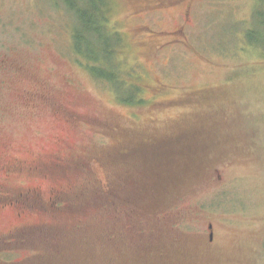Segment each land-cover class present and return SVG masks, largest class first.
I'll list each match as a JSON object with an SVG mask.
<instances>
[{
    "label": "rangeland",
    "instance_id": "1",
    "mask_svg": "<svg viewBox=\"0 0 264 264\" xmlns=\"http://www.w3.org/2000/svg\"><path fill=\"white\" fill-rule=\"evenodd\" d=\"M107 1L141 107L59 0H0V264H264L257 1Z\"/></svg>",
    "mask_w": 264,
    "mask_h": 264
},
{
    "label": "trees",
    "instance_id": "2",
    "mask_svg": "<svg viewBox=\"0 0 264 264\" xmlns=\"http://www.w3.org/2000/svg\"><path fill=\"white\" fill-rule=\"evenodd\" d=\"M255 1L254 15L258 26L247 31L244 40L259 49L264 57V0ZM60 3L78 24L70 38L73 53L86 62L91 60L94 67L89 68L87 64V70L108 85L118 102L133 108L143 106L139 87L134 82H127L124 76L122 68L125 66L118 55L122 40L118 32L108 26L111 3L107 0H59ZM101 63L104 68H99Z\"/></svg>",
    "mask_w": 264,
    "mask_h": 264
},
{
    "label": "flooded vegetation",
    "instance_id": "3",
    "mask_svg": "<svg viewBox=\"0 0 264 264\" xmlns=\"http://www.w3.org/2000/svg\"><path fill=\"white\" fill-rule=\"evenodd\" d=\"M11 167V166H10ZM12 169H13V167H11ZM4 171H6V172H11L12 170L11 169H9V168H2ZM209 226H211V225H209ZM208 226V227H209ZM211 230V229H210ZM212 237V233H211V231H210V233H209V240H210V238Z\"/></svg>",
    "mask_w": 264,
    "mask_h": 264
},
{
    "label": "water",
    "instance_id": "4",
    "mask_svg": "<svg viewBox=\"0 0 264 264\" xmlns=\"http://www.w3.org/2000/svg\"><path fill=\"white\" fill-rule=\"evenodd\" d=\"M211 228V226H209V229Z\"/></svg>",
    "mask_w": 264,
    "mask_h": 264
}]
</instances>
